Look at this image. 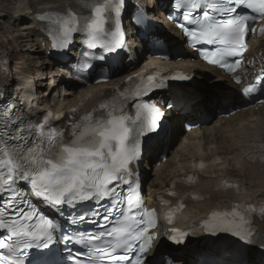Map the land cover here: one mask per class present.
<instances>
[{
	"label": "snow or ice",
	"instance_id": "obj_1",
	"mask_svg": "<svg viewBox=\"0 0 264 264\" xmlns=\"http://www.w3.org/2000/svg\"><path fill=\"white\" fill-rule=\"evenodd\" d=\"M126 2L91 0L86 4L91 12L88 16L49 13L38 19L51 22L47 30L56 40L54 47L67 48L73 34L83 33L89 47L114 53L125 46L121 17ZM175 7L184 9L182 21L170 18L178 20L177 26L185 36L193 43L214 46L212 50H200L199 55L229 73L241 66L248 50L246 37L256 31L252 25L264 21V0H175ZM196 10L199 15H194ZM137 22H143V18ZM260 31L264 33V28ZM89 67L82 64L78 71ZM171 78L190 79L187 75ZM262 79L258 76L254 84L244 87L243 96L259 91ZM129 81L134 86L127 95L120 91L110 102L99 105L98 114L86 113L66 128L48 123L47 114L42 122L31 123L13 119L14 112L5 111L6 119L0 121V204L4 206L0 211V230L7 235L0 239V264H47L41 257L58 244H62L63 255L56 264H149L147 253L156 239L149 234L155 227V213L143 206L130 165L142 155V139L163 131L164 111L143 97L165 84L164 78L151 74L135 81L130 77ZM236 82H240L239 76ZM129 98L136 101L134 118L124 111ZM167 106L171 108L172 104ZM31 197L50 209H58L57 215L66 207L92 202L71 223L95 222L96 218L105 223L98 224L95 232L61 231L57 235L60 226L55 217L49 218L40 211ZM117 211L122 219L109 228L107 222ZM261 220L264 208L235 205L231 211H214L202 229L214 235L228 233L246 244H256L261 238ZM173 231L177 232L171 237L173 242L182 243L186 234ZM76 245H82L83 250ZM259 246L264 250V243ZM33 251L37 253L35 259L31 256Z\"/></svg>",
	"mask_w": 264,
	"mask_h": 264
},
{
	"label": "bare ground",
	"instance_id": "obj_2",
	"mask_svg": "<svg viewBox=\"0 0 264 264\" xmlns=\"http://www.w3.org/2000/svg\"><path fill=\"white\" fill-rule=\"evenodd\" d=\"M138 1L143 6L148 7L161 24V28L158 27L154 33L155 36L165 37L167 41L175 42L182 47L186 46L183 43L185 40L173 30L170 23L164 20L161 10L158 7L154 8L153 0ZM74 2L75 0H0V22L7 21L12 33H15L14 37L18 44H27L25 51H28V55L31 53L34 56L33 58L30 55L32 60L35 59L36 62H39L38 70L33 73L26 63L18 61L20 69L17 68L18 65L16 64L17 66L11 70V78L9 77L11 86L17 89L21 100L26 98V105L30 108L29 113H33L35 116L41 114L43 106L49 104L50 97L53 98L54 107L61 117L60 120H57L58 124L65 123L69 116L70 104L79 105L80 101H85V107L91 106L99 98L109 96L112 93L114 83H120L126 78L124 75H119L109 83L92 86L86 92L90 95L89 99L86 100V93L82 98H79V94L73 92L75 84L66 80L67 72L57 68L53 73L58 62L47 55V48H43L44 38L40 30V23L36 20V13H41L48 8L73 6L75 5ZM155 11L156 13H154ZM1 34L0 53H7L11 59L13 54L11 50H8L6 42L2 38L4 35L1 36ZM257 44L259 45L258 48H256ZM185 49L187 50V48ZM262 51L264 52V38L256 42L252 53L258 55ZM140 52L144 53L140 50L137 51L138 60H141ZM194 56V53L187 51L184 55L185 59H171L164 62L167 66L172 67L169 69L175 71L176 75L189 76L190 79L179 80V82L192 84L189 90L200 95L185 106L182 112L172 110L167 114L171 126L168 128L165 138L159 139L150 147L145 161L146 173L152 177L147 184L146 192L149 194L148 200L153 206L158 205L157 196L170 187L171 181L175 177L183 174L184 171L199 161L207 162L204 165V170L201 171V181L197 185L201 201L191 203L190 207L179 218L177 226L183 228H188L200 220L202 214L207 215L211 208L226 207L232 200L238 199L239 195L232 191L214 190L215 178L220 175L230 176L240 182L245 198L264 199V169L258 164L248 163L245 159L250 150H258L260 146L264 147V104L252 106L231 116L223 112L219 113V108L223 107L224 104L233 103L239 93L236 89L237 86L219 70L193 59ZM127 59L128 57H125L123 62H127ZM152 63L154 62H147V65ZM155 63L163 62L156 60ZM48 68L49 76H46L45 71ZM181 84H174V86L179 90H184ZM32 90H35V95L31 93ZM209 117L217 118L210 123L209 120L205 121L200 128L185 133L182 138L180 137L183 132V123L186 120H200ZM205 123L208 124L205 126ZM177 141L179 143L172 156L161 165H156L154 162L156 158L163 153L165 148H172ZM214 159H219L221 162L215 163L212 161ZM230 165L232 166L231 169L229 168ZM180 187L186 189L182 185ZM259 240L264 242V224ZM151 253L156 256H167L175 264H202L198 257L184 247L179 245L171 247L166 242L164 233L161 234V238ZM245 264L264 263L257 261L254 256Z\"/></svg>",
	"mask_w": 264,
	"mask_h": 264
},
{
	"label": "rangeland",
	"instance_id": "obj_3",
	"mask_svg": "<svg viewBox=\"0 0 264 264\" xmlns=\"http://www.w3.org/2000/svg\"><path fill=\"white\" fill-rule=\"evenodd\" d=\"M4 24V25H3ZM0 34L2 36V38L4 39V41L6 42V45L8 47V50H11V53L13 54V57H11V62H10V68L11 70L14 69L17 65V68L20 69V64H18V61L20 62H24L26 63L27 67L29 68V70H31V72H35L38 70V65H39V62H36L35 59L32 60L31 56L32 55L30 53V55H28V51H25V48L27 47V44L24 45V44H18V42L15 40V33H12V30L10 28V26L8 25L7 21L3 20L0 22ZM4 33V34H3ZM7 35V36H6ZM18 53V54H16ZM33 56V55H32ZM34 58V56H33ZM41 59V58H40ZM39 59V60H40ZM38 61V60H37ZM17 62V63H16ZM17 64V65H16ZM44 73V71H43ZM45 73H47L46 76H49V68L45 71ZM49 102L51 104H55V102L53 101V98H49ZM214 118V117H213ZM212 118V119H213ZM185 136V132L183 131L181 133V138ZM179 143V141H177L173 146L172 148H170L167 152V157H166V160L172 156V153L175 151L176 149V146L177 144ZM166 160H163V162L161 163H164L166 162ZM161 163L159 162L158 165H161ZM229 168L231 169L232 166L230 165ZM153 171V170H152ZM152 177L148 176V181H150ZM147 181V182H148Z\"/></svg>",
	"mask_w": 264,
	"mask_h": 264
}]
</instances>
